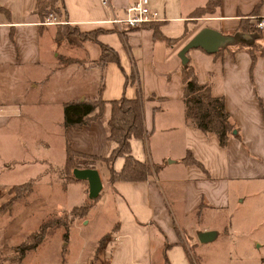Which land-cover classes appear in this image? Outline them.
<instances>
[{"label": "crops", "instance_id": "obj_1", "mask_svg": "<svg viewBox=\"0 0 264 264\" xmlns=\"http://www.w3.org/2000/svg\"><path fill=\"white\" fill-rule=\"evenodd\" d=\"M37 1L0 0V78H10L0 84V131L10 129L18 138L16 156H8L4 166L11 162L19 169L22 165L41 166L33 176H26L27 180L7 184L4 189L30 183L33 194L40 182L50 184L44 179L48 178L45 172L54 168L48 157L54 145L61 158L57 172L66 162L67 145L79 156L107 157L116 145L108 138L110 100L122 95L141 96L144 134L129 139L130 151L150 168V173L140 181L110 183L105 165L90 163L99 172L103 188L82 219H77L82 222L94 212L106 222H102L105 229L90 241L84 259L73 262L70 258L74 219L64 251L62 240L63 244H54L52 261L42 256L28 263L23 261L27 253L35 250L43 255L46 242L16 258L2 257L9 242L0 224V264H163V254L170 264H191L187 238L193 249L206 257L213 253L209 259L212 264H230L234 257L229 251L217 259L215 249L208 246L220 234L233 247L234 209H240L244 219L264 213V56H258L251 66L247 50L232 53L226 47L256 40L250 33L230 32L241 18L264 19V0H219L214 13L200 17L191 13L207 0H149L160 19L131 30H119L104 21L112 15L121 17L124 8L135 0H108L106 6L100 0H62L61 16L66 23L81 31L102 30L97 41L87 40L77 47L54 38L58 25L49 21L56 18L50 14L40 21L34 9ZM152 25L165 38H179L184 30L189 33L181 41L168 44L154 37ZM203 26L234 35L217 53L201 48L187 53L196 78L209 84L211 93L223 97L224 108L237 128L238 135L231 134L224 146L216 134L199 130L185 117L183 64L178 51ZM260 32L257 41L264 45V27ZM99 42L117 52L118 63L108 61L102 67L94 63L101 53ZM62 55L82 62L61 66L58 57ZM25 72L33 74L18 81ZM132 74L136 81H132ZM100 80L104 100L100 112L94 109L88 123L64 126V103L94 100ZM51 81L55 85H50ZM46 86L52 89L49 94L42 93ZM51 105L55 107L53 113ZM21 134L29 135L31 141H20ZM24 151L32 154L22 156ZM123 163L124 158L117 157L112 167L119 171ZM57 176L62 184L64 176ZM69 184L78 187L81 196L88 193L86 181L66 182L60 188L65 190ZM11 192L7 200L16 195ZM208 230L215 231L214 238L201 243L198 235ZM246 248L256 250L255 258L248 259L264 263V233L249 235ZM201 263H207V258Z\"/></svg>", "mask_w": 264, "mask_h": 264}, {"label": "trees", "instance_id": "obj_2", "mask_svg": "<svg viewBox=\"0 0 264 264\" xmlns=\"http://www.w3.org/2000/svg\"><path fill=\"white\" fill-rule=\"evenodd\" d=\"M219 0H207L206 4L202 7H198L194 12L191 13L192 17H200L211 15L214 13L215 8L219 5ZM35 13L37 14L40 21H43L48 15L52 14L55 18L61 17L63 8L62 0H38L35 4ZM256 11V10H255ZM66 21L65 19H61ZM57 20V21H61ZM154 22V21H151ZM151 22L145 23L144 25L151 24ZM257 20L255 21L251 17L241 18L238 27L231 31V34L237 32H246L255 36L256 40L252 43H234L228 44L226 47L230 52L234 53L242 49L247 50L250 56L251 66L255 64L258 56H264V45L257 41L260 37V28L256 26ZM154 24V23H153ZM57 29L54 34V38L57 41L64 40L69 46L77 47L80 46L84 41L96 40V36L102 32L101 29H93L91 31H81L77 26H72L69 23L63 22L57 24ZM152 27V34L155 38L162 39L168 44L177 43L182 40L189 31L184 30L183 35L179 38H165L160 34L158 27ZM100 56L94 63L99 66L105 65L108 61L118 63V54L110 46H106L99 42ZM222 49V48H221ZM223 50V49H222ZM221 51V50H219ZM217 51V52H219ZM215 52V53H217ZM58 62L61 66L69 63H80L82 60L74 59L67 56H59ZM132 81H136L135 75L132 74ZM182 79H183V102L185 109L186 119L193 124L199 130L203 132H213L219 139L220 145L224 146L228 137L231 134L238 135L236 126L230 120V116L224 108V100L221 96H216L211 93L210 85L202 83L196 78L195 68L190 63L189 59L182 67ZM128 82V79L125 80ZM102 82V80H100ZM103 87V82L99 86L98 95L94 100H79L74 102H66L63 106L64 113V126L73 125L80 126L81 124L88 123L93 117L89 116L94 109L97 108L100 112L104 100L100 97V93ZM110 117L108 120V126L110 127L109 140L115 142V147L111 150L107 157H87L84 155L79 156L75 154L71 148L67 145L65 149L66 162L61 169L60 173L64 175V184L66 182H81L86 180H78L74 178L72 169L81 167H91L92 162L98 161L102 163L109 171L108 181H140L146 178L150 173V168L143 162L138 161L130 151V138H140L144 134V125L142 124V99L138 95L135 98H128L121 96L118 99L110 100ZM97 112V113H98ZM96 113V114H97ZM95 115V114H94ZM84 158V163L90 165L79 167L76 162L77 158ZM117 157H123L124 163L119 171H115L112 167L113 161ZM30 183H24L18 186H12L11 188L16 193H20L19 190L23 186H27ZM99 196V195H98ZM97 196V198H98ZM96 199H86L80 206H74L61 217V222L58 215L52 213L48 215L46 220L44 219L38 228L29 233L28 237L24 240L19 253L24 255L28 250L34 249L41 241H43L47 234L52 232L55 228H61L62 240L65 243L68 239V227L70 222L74 219H82L87 213L89 208L92 206ZM187 252V251H186ZM188 255V252H187ZM189 257V255H188ZM164 263L170 264L169 259L163 254Z\"/></svg>", "mask_w": 264, "mask_h": 264}, {"label": "rangeland", "instance_id": "obj_3", "mask_svg": "<svg viewBox=\"0 0 264 264\" xmlns=\"http://www.w3.org/2000/svg\"><path fill=\"white\" fill-rule=\"evenodd\" d=\"M61 19L62 16L60 18H56L55 20ZM41 73H45V71H42ZM32 74L33 73L25 72L23 75H20V79H18V81H22L24 80L22 78H25V76H31ZM21 76L23 77L21 78ZM9 79V76L4 75L3 78H0V84H5L7 81H9ZM49 83L51 85L52 81ZM101 83L102 82H100V85ZM52 85L55 84L52 83ZM51 90L52 89L49 88V86H46L43 88L42 93L49 94ZM54 110V105H51L50 111L53 113ZM19 140H25L28 142L31 141V138L29 135L21 134L19 136ZM16 141H18V138L16 136H12L10 129H5L2 132L0 131V224L1 230L7 239V243L9 242L6 246V250H2L1 255L2 257L12 256L13 258L19 256L20 249L17 248L22 246L26 239L23 242L22 240L28 237L30 232L37 229L41 222L44 219H47L46 217L48 215L54 213L58 215L57 217H60L62 222L63 218L61 217L64 215V212L68 211V208L71 209L74 207V205L80 206L86 199H89L87 194L81 196L78 187H74L72 184H69L67 186L68 188L65 190L60 188V186L64 184V180L61 184V181L58 180L57 175L58 173L62 177L64 175H62L60 171L57 172L60 167L56 166L59 165V160H61V158L58 156V148L55 145L52 148V152L50 151L51 156L50 152L48 153V157L52 158L53 160L54 168L45 172V175L48 178L44 179L50 181V184L40 182L37 184L39 187L36 191H34L33 194V188L31 189L30 185L23 186L22 189L19 190L20 193H14L11 187L7 188V190L4 189L5 187L3 186H7V184L10 185L21 183V181L27 180L28 177L33 176L32 174H35V171L41 167L37 163L36 165H22V168L19 169V167H16L13 162H11V164L8 166H4V162L9 160L8 156H16L14 152V150H17ZM30 154H32L31 151H24L21 155L26 157L28 155L30 156ZM83 159L84 158L82 157L77 158L76 164L79 167L90 165L88 163H84ZM8 192H11L12 194L14 193V195H16L13 198L9 197L10 199L7 200ZM19 194L21 195L18 196ZM1 198H4V201ZM233 211L234 214L231 219L233 227L231 242L233 243V247L231 248V243L227 240H224V237L218 234L215 242L208 246V248L215 249L214 255L217 259L225 257V253L229 251L230 255L234 257V260L230 261V264H261L260 261L252 259L255 258L254 256L256 250L254 251L253 249H250L251 251L249 252V249H244V245L246 244L249 235L258 236L264 233V213L262 212V214H260L258 217L255 216L254 218L250 217L244 219L242 218V212L240 209H234ZM88 217H90L89 222L84 223ZM88 217L85 216L82 222L76 219L75 226H73L71 231L72 235L70 237L69 247L71 256L70 258L73 262L79 260V258L84 259L85 255H87L90 251V241L105 229V223H102L106 222L105 217L101 216L100 214L96 215L94 212ZM83 239H85V243L82 242ZM59 241L62 243L61 228H55L52 232L48 233L46 238L43 240V244L46 242V245L43 247L45 251L44 254L37 255L35 250H32L27 253L23 261H26L27 263L30 261L35 262L37 259L42 258V256L45 258V260L52 261L51 251L55 249L54 244H58ZM187 241L186 248L191 264H202L201 262L204 261V258H207V263L209 262L212 264L209 259H211L210 257L213 253H207L206 257V254H203L202 252L200 253L197 249H193V245L190 244V240H188V238ZM229 248L231 249L229 250ZM62 253L63 256H65L66 253ZM249 256L252 258L248 259ZM214 264L220 263L214 261Z\"/></svg>", "mask_w": 264, "mask_h": 264}, {"label": "water", "instance_id": "obj_4", "mask_svg": "<svg viewBox=\"0 0 264 264\" xmlns=\"http://www.w3.org/2000/svg\"><path fill=\"white\" fill-rule=\"evenodd\" d=\"M234 39V35L224 34L219 30L203 26L199 28L194 35L189 38L178 51V57L181 64H185L188 60L187 53L191 49L201 48L205 52L212 54L217 52L220 48L224 47ZM74 178L78 180H86L88 187V197L90 199H96L101 189L103 188L101 183V177L97 169L91 167H81L72 169ZM215 231L208 230L203 231L198 235V240L203 243L213 239Z\"/></svg>", "mask_w": 264, "mask_h": 264}, {"label": "built area", "instance_id": "obj_5", "mask_svg": "<svg viewBox=\"0 0 264 264\" xmlns=\"http://www.w3.org/2000/svg\"><path fill=\"white\" fill-rule=\"evenodd\" d=\"M103 6L108 4V0H100ZM52 16V15H50ZM160 18L158 17V13L155 9L151 8L149 5V0H135L133 3L129 4L124 8V14L121 17L112 15L107 18L104 22H109L121 30H131L142 27L145 23L151 21H158ZM52 23L61 24L66 21H57L52 19ZM256 26L259 28L264 27V19L258 21Z\"/></svg>", "mask_w": 264, "mask_h": 264}]
</instances>
